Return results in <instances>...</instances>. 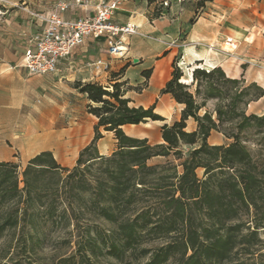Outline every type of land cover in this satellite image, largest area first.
Masks as SVG:
<instances>
[{
    "label": "trees",
    "instance_id": "16d2710c",
    "mask_svg": "<svg viewBox=\"0 0 264 264\" xmlns=\"http://www.w3.org/2000/svg\"><path fill=\"white\" fill-rule=\"evenodd\" d=\"M177 59L160 93L181 106L180 115L161 124L160 142L122 129L164 121L154 104L133 106L124 97L125 64L107 86L74 81L96 122L72 167L50 150L22 168L0 160V264H42L34 255L48 231L70 224L76 234L60 242L74 250L58 264H97L91 257L99 255L115 264H264V175L238 132L264 88L220 66L196 67L186 83ZM150 74L141 71L138 92ZM213 131L231 140L209 143ZM103 132L115 140L109 154L97 149ZM155 157L164 161L150 164Z\"/></svg>",
    "mask_w": 264,
    "mask_h": 264
},
{
    "label": "crops",
    "instance_id": "0c3cea01",
    "mask_svg": "<svg viewBox=\"0 0 264 264\" xmlns=\"http://www.w3.org/2000/svg\"><path fill=\"white\" fill-rule=\"evenodd\" d=\"M99 1L101 0H89L86 6H75L66 11L64 17L74 18L92 14ZM162 1L123 0L113 17L118 24L131 22L137 26V33L128 38L126 56L122 60L115 61L121 63L116 65L117 70L127 64L120 80L130 84L131 78L137 79L138 76L135 75H140L144 81L141 71L151 69L146 86L137 92V97L128 95L129 91L125 93L124 97L131 100L130 105H141L146 108L154 104V112L164 117L163 123H169L164 107L165 103L172 102L176 106L180 105L169 94H161L160 89L171 76L172 61L177 54H184L183 62L180 61L179 64L185 63L187 66H192L195 62H201L199 64L204 67L220 66L227 76L242 77L246 82H256L264 88V69L254 70L252 65L243 69L242 65L248 60L240 59L244 45L249 47L251 56L264 57V0H206L200 7H197L198 0H181L180 2L167 0L169 4L165 7H162ZM55 2L56 0H47L41 11L51 9ZM31 4L35 3L31 2ZM5 8L0 9V121L11 118L8 117V107L19 106L21 82L27 76H33L29 75L22 66V55L24 49L30 44L31 37L40 29V22L35 19L34 12L28 6L23 11L12 9L9 12ZM157 8L159 15L155 16ZM191 19L196 22L189 31L187 29L184 31L187 33L185 42L191 43L190 37L209 40V43L218 42L222 48L234 50L237 61L233 62L229 60L230 58H222L216 63H207L211 62L210 56L207 52L195 48L193 44H187L179 49L176 40L182 36L181 31ZM104 46L102 40L86 39L70 55L59 60L57 71L54 74L48 75L61 73L62 77L76 76L77 80L82 82L103 80L107 70L96 72L91 63L98 58L106 59V54L98 53ZM191 50L201 54L200 59H195ZM133 59H137V61L133 62ZM89 60L90 62H88ZM109 64L112 68V61ZM99 82L101 83V81ZM255 103V101L251 102V104ZM180 109L181 106L179 111ZM4 115L7 117L5 118ZM149 121L157 122L148 120L145 123L126 124L122 126V129L130 136L148 139V130L144 126ZM125 128L131 130V133L129 130L125 131ZM139 129L141 131H138ZM107 133L112 134V132H103V137L97 141V149L100 154L111 152L105 151L108 145L103 139L104 134ZM213 133L214 131L211 132L209 138ZM158 137L160 140L156 138L155 141L149 139L148 141L151 143L160 142V132ZM216 139L217 141L221 140V137H216ZM89 142L84 143L81 148ZM212 144H220V142ZM99 148L104 151H100Z\"/></svg>",
    "mask_w": 264,
    "mask_h": 264
},
{
    "label": "rangeland",
    "instance_id": "374dc122",
    "mask_svg": "<svg viewBox=\"0 0 264 264\" xmlns=\"http://www.w3.org/2000/svg\"><path fill=\"white\" fill-rule=\"evenodd\" d=\"M31 2L35 4H31ZM46 2L47 0H0V9L6 7L5 9L9 12L12 9L23 11L28 6L31 11L38 13L43 9L42 7ZM190 21L187 22L188 25L181 31L182 36L176 40L179 44V49L187 44H193L195 48L207 52L210 56L211 62L207 63H216V61L222 58H230L229 60L233 62L237 61L234 50L224 49L218 42L209 43V40L193 37H190L191 43H188V41L185 42L187 33H184V31L186 29L189 31L196 22L194 19ZM248 48L244 45V49L241 51L242 54H240V59L248 60V62L242 65V68L245 69L247 66L252 65L254 70L264 69V57L251 56ZM195 52L199 54L197 51ZM98 53L106 54L105 46ZM199 55L201 56V54ZM176 56L178 57V63H180L183 60L182 57L184 54H177ZM105 60L107 62L112 61L113 63L112 68L109 66L107 69L105 78L99 80L103 85L107 86L113 78V71H117L116 65H120L121 63L115 62L120 59H110L107 54ZM179 65L183 72L182 79H188V70L192 66H187L185 63ZM135 76H138V78H131L130 84L124 83L121 86L122 90L129 91L128 95L131 97H137V92L139 91L137 89L143 83L140 75ZM76 80V76L62 77L60 73L57 75L27 76L21 82L19 87V106L8 107V117L11 118L8 120L6 118L7 116L4 115L6 119L0 121V160L15 161L22 168L35 152L50 150L61 165L72 167L75 164L81 146L92 138L93 125L96 122V118L87 111L89 102L85 95L79 93L78 89L73 87V83ZM186 83L190 82L186 81ZM258 85L261 86V84ZM251 102L246 106L245 115L253 116L245 120L242 119L243 122L238 132L240 139L245 143L254 159L258 162L264 175V97L256 100L255 104H251ZM250 104L251 106H249ZM164 107L167 111V121L169 123L179 118L180 106L168 102L165 103ZM160 123H163V121H149L144 126L148 130V139L150 141H155L156 138L159 139ZM193 127L194 122L188 120L187 129H192ZM126 130L129 129L125 128ZM138 131L141 130L139 129ZM129 133H131V130H129ZM104 135L103 140L108 145L105 151L109 153L115 146L114 138L112 134L107 133ZM216 137H221V140L217 141ZM230 140L224 138L221 133L216 131L208 139L209 143L220 142V144ZM99 150L104 151V149L101 150L100 148ZM163 161L164 158L155 157L150 159L149 163L154 164ZM200 173L201 171H198L199 175ZM75 234L76 229L72 224L65 228H51L48 231L46 242L36 250V254L34 255L35 259L42 264H58L60 257L68 256L74 250L73 246H63L60 241L70 235L74 237ZM262 236L264 237V232ZM91 260L97 264H115L112 259L100 255L91 257Z\"/></svg>",
    "mask_w": 264,
    "mask_h": 264
},
{
    "label": "built area",
    "instance_id": "2783aa9c",
    "mask_svg": "<svg viewBox=\"0 0 264 264\" xmlns=\"http://www.w3.org/2000/svg\"><path fill=\"white\" fill-rule=\"evenodd\" d=\"M123 0H101L92 14L65 18L64 13L75 6H86L89 0H56L54 6L44 12H34L40 29L31 37L24 49L22 66L29 75L54 74L60 59L70 55L86 39L102 40L109 58L122 59L126 56L128 38L137 33L131 22L118 24L114 21L115 11ZM181 1V0H176ZM169 1L163 0L162 7ZM96 72L106 71L110 64L98 58L91 63Z\"/></svg>",
    "mask_w": 264,
    "mask_h": 264
},
{
    "label": "bare ground",
    "instance_id": "6f19581e",
    "mask_svg": "<svg viewBox=\"0 0 264 264\" xmlns=\"http://www.w3.org/2000/svg\"><path fill=\"white\" fill-rule=\"evenodd\" d=\"M194 55H195V59H200L199 57H201L199 54H197L195 51H191ZM199 63H201V62H195L193 65H192V67L191 68H189V70H188V79H182L184 82H190V75H191V71H192V69H194V68H196V67H201L202 66V64H199ZM236 72V71H235Z\"/></svg>",
    "mask_w": 264,
    "mask_h": 264
},
{
    "label": "water",
    "instance_id": "95a60500",
    "mask_svg": "<svg viewBox=\"0 0 264 264\" xmlns=\"http://www.w3.org/2000/svg\"><path fill=\"white\" fill-rule=\"evenodd\" d=\"M137 61V59H133V62H136Z\"/></svg>",
    "mask_w": 264,
    "mask_h": 264
}]
</instances>
